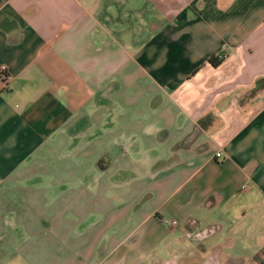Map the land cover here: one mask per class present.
<instances>
[{
	"label": "crops",
	"instance_id": "obj_1",
	"mask_svg": "<svg viewBox=\"0 0 264 264\" xmlns=\"http://www.w3.org/2000/svg\"><path fill=\"white\" fill-rule=\"evenodd\" d=\"M2 66L0 264H264V0H0ZM125 141L113 175L85 160ZM96 169L114 228L63 199ZM124 169L149 208L118 199Z\"/></svg>",
	"mask_w": 264,
	"mask_h": 264
},
{
	"label": "rangeland",
	"instance_id": "obj_2",
	"mask_svg": "<svg viewBox=\"0 0 264 264\" xmlns=\"http://www.w3.org/2000/svg\"><path fill=\"white\" fill-rule=\"evenodd\" d=\"M206 95V100L207 102V106H211V95L210 94H205ZM248 95H244V98H246ZM211 109V108H210ZM209 109L210 114L207 115V118L210 117V115H213L214 118V113L217 111L216 108L213 107L212 110ZM219 111L222 112L224 115H226V113L229 111L228 109H222L219 108ZM156 116H159L158 113V109H156ZM165 116H169L170 118H178V116H183V110H181L177 105L176 106H172L169 111L168 114H165ZM173 127V126H172ZM221 124H218L217 119H215V121H213V124L210 126L209 130L211 129H217L220 128ZM175 135H173L174 137ZM163 134L160 136V139H158L157 141H155L156 143V147H161L162 145L166 146V143L168 141H164V139H162ZM172 137V136H170ZM131 141H125L124 142V147L122 149L121 152H115L116 154H112L110 150H98L96 152V154H100V156L98 157L97 155H92L91 157H85V160L88 159V161L91 162V165H95L96 168L98 167H106L108 166V164L112 165L111 167L115 166L116 164H122V165H126L128 163L131 164V159L132 157L130 156V149H131ZM142 142H139V145ZM189 145V143H188ZM132 164H134V161L132 162ZM139 165V164H138ZM107 168L106 170V174H102V176L105 175H113L115 174L114 171V167L113 168ZM81 172V171H80ZM60 177H59V182L61 184L62 187H64L66 184H69L70 181L69 180H73L75 183H77V180L79 178V174H77V172L75 173H60ZM122 177L124 178H129L128 181H126L125 186L123 187V193H121L118 197V199L120 198L121 201L124 202V207L125 206H130L132 204V206L134 204H139L141 202H144V208H149L150 204H148L146 201V197L148 193H151L150 191V180H136L137 176L135 171H132V169H124V171H122ZM72 176V178H70ZM99 176H100V170L96 169L94 170V172H87L86 174H84L83 178V184L70 190V188L66 189L64 194H63V199H67V200H76L75 204L81 203V199L84 198V201L86 202L85 205L90 206V209L92 211V216H90V218H94L97 221H95V223H97L101 218L103 219L102 222L100 223V225L94 226L96 227V229H107V228H114L116 224H114V222H110L108 219H106L103 214L106 215L107 218H109V216L111 215V213L114 212V201L111 199V201H104L105 199V192L109 191V188L107 190H104L102 187H100V183H99ZM65 181H68V183H66ZM149 181V182H148ZM149 184V185H148ZM69 186V185H67ZM66 187V186H65ZM80 188V189H79ZM149 188V189H148ZM61 190V188H60ZM28 195H30L31 197H33V194H30V191H28ZM108 196V194H107ZM102 205H101V204ZM105 203H107L106 206ZM123 207V206H122ZM102 209V211H101ZM39 211H42V213H45V207L41 206V203L39 201L35 202L34 204H31L27 207L26 213L27 214H36ZM69 213V211L64 210V207H60V215H67ZM101 213V214H100ZM203 215V213H201ZM122 219V218H121ZM126 216L124 215L123 217V225L125 226V224H128L131 228H133V225H131L132 223L130 221H126ZM167 220L168 217L166 216V218H163L161 221V224L163 225V227H161L162 229H167L168 228V224H167ZM84 222L81 223V225ZM151 224L152 221H146L143 223V226L140 228L145 229V232L147 230H149L151 228ZM102 225H104V227H102ZM114 225V226H112ZM118 226V224H117ZM128 226V227H129ZM129 228V229H131ZM142 243L147 246L150 239L147 237H143L142 239ZM61 255V254H60ZM22 263V262H21ZM24 264V262H23ZM26 264V263H25Z\"/></svg>",
	"mask_w": 264,
	"mask_h": 264
},
{
	"label": "built area",
	"instance_id": "obj_3",
	"mask_svg": "<svg viewBox=\"0 0 264 264\" xmlns=\"http://www.w3.org/2000/svg\"><path fill=\"white\" fill-rule=\"evenodd\" d=\"M0 77L5 82H7L9 80V75L6 73L4 66L0 67ZM215 156L216 157H222V152L220 150L215 152ZM167 223H169L171 225H175V224H177V221L174 219H169V220H167Z\"/></svg>",
	"mask_w": 264,
	"mask_h": 264
},
{
	"label": "trees",
	"instance_id": "obj_4",
	"mask_svg": "<svg viewBox=\"0 0 264 264\" xmlns=\"http://www.w3.org/2000/svg\"><path fill=\"white\" fill-rule=\"evenodd\" d=\"M207 61L212 65V66H218L222 61H223V57L216 55V54H211L210 56H208ZM189 221H191V219H188L185 222V225H188Z\"/></svg>",
	"mask_w": 264,
	"mask_h": 264
},
{
	"label": "flooded vegetation",
	"instance_id": "obj_5",
	"mask_svg": "<svg viewBox=\"0 0 264 264\" xmlns=\"http://www.w3.org/2000/svg\"><path fill=\"white\" fill-rule=\"evenodd\" d=\"M211 231V229L208 227V228H204L202 230H198L197 232H194V237L195 238H201V237H204L206 236L209 232ZM190 232V231H189ZM191 233V232H190ZM190 233H188L190 235Z\"/></svg>",
	"mask_w": 264,
	"mask_h": 264
}]
</instances>
